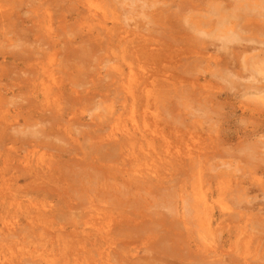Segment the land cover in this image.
<instances>
[{
    "label": "rangeland",
    "instance_id": "rangeland-1",
    "mask_svg": "<svg viewBox=\"0 0 264 264\" xmlns=\"http://www.w3.org/2000/svg\"><path fill=\"white\" fill-rule=\"evenodd\" d=\"M152 1L96 0L94 16L80 0H0V250L19 264H79L82 249L94 264H264V1L248 0L243 39L225 48L207 12L219 2ZM143 43L157 54L134 53ZM197 161L220 263L196 224ZM240 213L262 229L256 254Z\"/></svg>",
    "mask_w": 264,
    "mask_h": 264
},
{
    "label": "bare ground",
    "instance_id": "bare-ground-1",
    "mask_svg": "<svg viewBox=\"0 0 264 264\" xmlns=\"http://www.w3.org/2000/svg\"><path fill=\"white\" fill-rule=\"evenodd\" d=\"M80 1L83 2V4L85 6H87L90 11H93V13H95L94 16H98L93 9H90L92 6H94V4H95L94 1H96V0H80ZM214 1H217L219 3L218 4H214V7H212L213 4H210L209 5L210 6L209 10H207V12H210L212 14L211 16H216L215 18H217V21L214 22V25H215L216 32L218 33L217 38L221 42V47L225 48L227 46V44L243 39L240 36L241 32H240L239 27L243 28L244 27L243 23L250 22L249 18L252 16V14H254L253 12L256 11L255 8L258 7V6L254 3V6H256V7L255 8H251L249 3H247L248 0H229V1H231L230 4H221L222 0H214ZM158 2L159 1H157V0L152 1L150 6L154 7V6H156V3H158ZM104 3H105V1H104ZM258 4L261 5L260 3H258ZM194 9L195 10H199L197 12L201 13L200 15L197 14V15L201 16L200 17L201 22H202V20L204 18L208 17L206 12L203 13V11H205V9H203V8H200V9L194 8ZM210 13H208V14H210ZM241 13H243V15ZM259 14L264 16L263 12H261ZM102 16H104V14ZM255 16H256V14H255ZM208 22H209V20H208ZM248 25H250V24H248ZM121 40L123 41V43H126L125 38H123ZM148 47H151V45H147L146 43L140 44V45H138V49L135 50L134 53H136V52H141L142 53L143 52V54L147 55L148 57H151L152 54H157V52H156L157 48L152 50L151 48L149 49ZM129 65L130 64L128 63L127 66H129ZM129 69H131L130 66H129ZM118 76H119V79H117L116 81H117V84H120L118 86L122 90L126 89V85H124V82H126V80H125V77H126V79H127V89H128V92L131 93V97L130 98L132 100V103H134L136 97L131 92L130 81L132 80V76L130 75V71L128 72L127 75L123 74V72L120 71ZM147 79L148 78H141V82L136 83L137 87L138 88L142 87L141 91L143 93H146V94L148 93V90H146V86H143V85H146ZM56 85H58L56 77H54L53 75L49 74V84L46 86V92L51 95L52 99L54 98L52 103H54L55 107L58 108L59 107L58 104H57L58 100H57L56 95L53 93V88ZM56 90H59V88H57ZM160 96L159 95L155 96L154 100L156 101ZM132 103H131V106H132ZM146 103H149L148 99H146ZM108 114L110 115L109 112H108ZM115 122L117 123V120ZM116 129L117 128H113L112 127L111 130L106 133V135L104 137L108 138L107 141L108 140L109 141L112 140V139H109V138H112V137L116 138V131H117ZM120 130H122V131H120L121 132V137L125 136V139L123 138V142H122L124 144L123 145L124 147H125L126 138H128V141L132 140L134 142V137H133L134 133L133 132H131V131L127 130V129L124 130V129H121V128H120ZM138 141L140 143V137H138ZM111 152H113V150ZM196 156L197 155H195V153H191L190 151H188V153H186V155H185V159H183L181 162H185V163H187V164H189L191 166L193 164V159ZM145 158H146V155H145ZM133 161L134 162H138V158L134 157ZM39 163L43 164L45 166L46 161H40ZM37 164H38V162H37ZM198 166H199V161H197V167H195V169L199 170L198 176H197L198 179H197L196 182L199 183L197 185V187H199L200 193L198 194V197H196L195 207L200 206L202 209H201V217L196 220V224L199 227V232L205 231L206 234L208 235V239L206 238V240L204 241L205 246H206V248H204L205 252L208 251L207 256L209 254H212V256L217 260V263L218 262L220 263V260H219L218 257L221 256V255L223 257L226 253H222L223 251H221V253H218L219 248L214 246V244L216 243L215 239L217 238V235L214 233L215 228L211 229L212 228V225H211L212 215H211V212L209 211L210 207L208 205V200L206 201V199H205L206 196H205V194L202 193V189H201L202 184L205 181L207 182V180L204 178L205 175H204V177L201 176L202 175V173H201L202 170ZM217 186H218V189L221 190L220 185H217ZM105 188H107V185H106ZM106 192H107V189H106ZM181 207L183 209H185V211H188L187 206H186V198L183 197V196H181ZM104 213L106 214V212H104ZM95 215H101V214H100L99 211H97L95 213ZM181 215L184 216V213H181ZM220 215L222 216L224 214L220 213ZM241 216L244 217V222H243L244 225L241 228H239V230H241V232L244 231L246 233V235L241 237L239 242H241V244L245 248L248 249V254L251 253V252H252V254H256V252H254V250H256V248H254V245L257 243V239H256V241L254 240L255 241L254 242L252 240L253 239L252 235L254 237V235L258 232V230H260V232H261L262 229H260L261 227H259L257 229V227H256L257 220L256 219L249 218V216L247 217L244 213H240V217ZM182 223L184 225H186L187 222L185 221V219H182ZM202 224H203V227H202ZM201 239H202V237H201ZM258 239H259V236H258ZM209 241L211 243H213V245H209V247L211 249L208 248ZM175 244H176V242L174 243V245ZM179 245H180V243H179ZM1 248H4L3 250H0V258H4V260H5L4 264H19L18 263V260H19L18 255H20V253H15L13 251L14 250V246H13V249H12L11 245H7L6 244L5 246H3ZM171 248H172V246H171ZM174 250H175L174 247L172 249H170V253L171 252H172V254L175 253ZM79 252H81V251H76L75 250V251H73L72 255L75 256L74 253H76L78 255ZM99 252L100 253H97L98 259H101L100 254H104V255H108L109 254V251H107V250L99 251ZM164 252H166V251L164 250ZM177 252H176V255L177 254L179 255V253H177ZM47 256H48V254H46V262H45L43 260V258L41 259L42 254L37 255L36 256V261H38V262L36 264H39V262L42 261V260H43V262H42L43 264H61V262L65 260V258L59 259V256L57 254H51L50 257H47ZM222 257H220V258H222ZM92 259L93 258L91 257V252H88L87 250L84 251L82 249V252L80 254V260H79L81 262L79 264H90V263H93L94 259L93 260ZM76 261L77 260L74 259V262H76ZM107 262H108V260H107ZM30 263H32V262L30 261ZM74 264H76V263H74Z\"/></svg>",
    "mask_w": 264,
    "mask_h": 264
}]
</instances>
